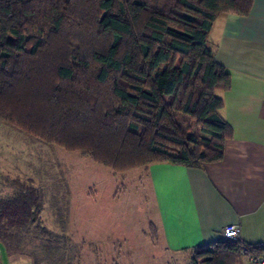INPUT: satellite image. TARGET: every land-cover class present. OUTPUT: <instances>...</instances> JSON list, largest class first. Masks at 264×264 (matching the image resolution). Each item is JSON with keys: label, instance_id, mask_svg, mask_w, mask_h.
Instances as JSON below:
<instances>
[{"label": "trees", "instance_id": "obj_1", "mask_svg": "<svg viewBox=\"0 0 264 264\" xmlns=\"http://www.w3.org/2000/svg\"><path fill=\"white\" fill-rule=\"evenodd\" d=\"M253 4L0 0V119L115 173L218 162L234 129L216 92L230 88L231 75L209 37L219 16H246ZM30 189L0 204V222L40 210ZM244 248L264 253L224 239L193 249L190 264H240Z\"/></svg>", "mask_w": 264, "mask_h": 264}, {"label": "rangeland", "instance_id": "obj_2", "mask_svg": "<svg viewBox=\"0 0 264 264\" xmlns=\"http://www.w3.org/2000/svg\"><path fill=\"white\" fill-rule=\"evenodd\" d=\"M30 188L40 210L0 222L1 237L14 234L0 238V264H190L192 254L167 253L156 232L147 166L115 173L0 119V204Z\"/></svg>", "mask_w": 264, "mask_h": 264}, {"label": "crops", "instance_id": "obj_3", "mask_svg": "<svg viewBox=\"0 0 264 264\" xmlns=\"http://www.w3.org/2000/svg\"><path fill=\"white\" fill-rule=\"evenodd\" d=\"M209 43L215 61L231 75L230 88L218 96L234 136L218 162L148 167L156 232L174 255L224 240L229 225L239 226L245 243L264 245V0H254L246 16H219Z\"/></svg>", "mask_w": 264, "mask_h": 264}, {"label": "built area", "instance_id": "obj_4", "mask_svg": "<svg viewBox=\"0 0 264 264\" xmlns=\"http://www.w3.org/2000/svg\"><path fill=\"white\" fill-rule=\"evenodd\" d=\"M223 235L225 239L228 240H239L240 239V229L239 226L229 225L223 230ZM241 254L245 256L247 264H264V253L253 254L250 253L246 248L241 250Z\"/></svg>", "mask_w": 264, "mask_h": 264}]
</instances>
